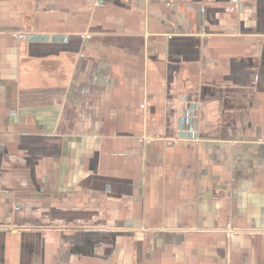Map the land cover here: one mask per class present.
<instances>
[{
    "label": "crops",
    "instance_id": "crops-1",
    "mask_svg": "<svg viewBox=\"0 0 264 264\" xmlns=\"http://www.w3.org/2000/svg\"><path fill=\"white\" fill-rule=\"evenodd\" d=\"M0 264H264V0H0Z\"/></svg>",
    "mask_w": 264,
    "mask_h": 264
},
{
    "label": "built area",
    "instance_id": "built-area-1",
    "mask_svg": "<svg viewBox=\"0 0 264 264\" xmlns=\"http://www.w3.org/2000/svg\"><path fill=\"white\" fill-rule=\"evenodd\" d=\"M14 36L16 37V38H23V34H20V33H14Z\"/></svg>",
    "mask_w": 264,
    "mask_h": 264
}]
</instances>
